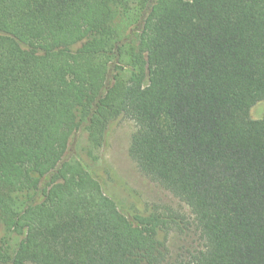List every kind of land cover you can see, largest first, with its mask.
I'll return each instance as SVG.
<instances>
[{
  "label": "trees",
  "instance_id": "obj_1",
  "mask_svg": "<svg viewBox=\"0 0 264 264\" xmlns=\"http://www.w3.org/2000/svg\"><path fill=\"white\" fill-rule=\"evenodd\" d=\"M261 101L264 0H0V264H264ZM121 118L195 216L184 257L180 213L124 211L89 162Z\"/></svg>",
  "mask_w": 264,
  "mask_h": 264
},
{
  "label": "rangeland",
  "instance_id": "obj_2",
  "mask_svg": "<svg viewBox=\"0 0 264 264\" xmlns=\"http://www.w3.org/2000/svg\"><path fill=\"white\" fill-rule=\"evenodd\" d=\"M250 113L254 119L263 118L264 101L254 105ZM135 130L136 124L130 118L115 121L110 127L108 141L102 150L104 162L99 164L90 160L89 162L99 168L107 192L119 200L124 211L130 212L160 206L162 209L170 207L180 213L184 229L173 231L167 241L170 258L176 260L201 247L200 231L189 205L159 183L145 176L131 158L129 147ZM78 136L80 137V134ZM85 144L86 141L83 138L81 145ZM106 167L113 169L116 178L115 176L109 177ZM129 192L133 195V199L129 196Z\"/></svg>",
  "mask_w": 264,
  "mask_h": 264
}]
</instances>
